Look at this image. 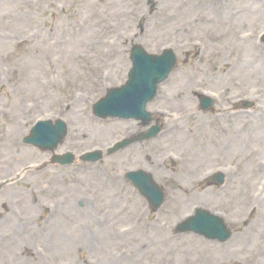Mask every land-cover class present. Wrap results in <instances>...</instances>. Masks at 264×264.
<instances>
[{
	"label": "rangeland",
	"instance_id": "obj_1",
	"mask_svg": "<svg viewBox=\"0 0 264 264\" xmlns=\"http://www.w3.org/2000/svg\"><path fill=\"white\" fill-rule=\"evenodd\" d=\"M133 1L86 0L79 2L77 0H57L53 2V8L57 12L56 17L54 12L50 11L49 3H45L30 14L11 20L8 19V15L18 9L19 5L23 4V0H20L18 6H13L15 0H0V32L13 31L17 36V40L14 41L0 37V72L6 70V67L11 72L9 73L11 79L8 85L9 95L11 96L0 92V107L6 106L13 110L12 115L0 116V134L3 133L7 137L10 132L18 135L22 131V128L17 126L16 120L22 116L23 104L33 100L32 97L30 100H24L22 91L29 88L30 94H38L39 91L37 92V90L41 86L40 82H45L51 73L57 72L60 75L69 73L73 77L83 67L82 59L96 54L98 32L103 25L102 17L105 14L113 15L118 9L133 8L135 11L134 16L119 18L125 33L132 35L137 17L142 13L145 16L148 14V1H155L158 5L155 12L151 14L157 13L161 1L166 2L168 8L174 6V4H169L168 0H136L132 6ZM191 1L186 0V9L180 12L177 19L165 28L159 29L155 25L159 23L160 19L153 20L149 27L146 23L145 31L137 42H140L149 52H157L160 44L171 41V35L180 28L185 27L189 30L190 37L181 36L177 39L180 44L184 39L196 40V42L211 47L212 53L219 54L220 57H223L222 59L230 61L229 63L238 61L236 58L238 52H233L235 49L242 50L244 60H256L258 54L251 45L246 44L241 48H236L232 41L241 33L258 32V26L263 21L256 22L257 17H252L253 14L250 13L255 12L257 15L264 13V0H201L202 2L196 1V9ZM222 2L227 3V8H229L227 12L222 11L223 9L219 5ZM237 11H241L242 14L234 19L233 13ZM170 13L171 15L176 14L174 8ZM52 19H54V28L50 29L49 24ZM57 21L58 26H56ZM241 21L243 23H240ZM32 32L38 34L33 44L40 53L20 52L18 45L23 41H28V35ZM178 55L181 58L182 65L179 68L180 71L163 90L162 107L180 110L184 105L193 103L192 90L188 91L192 86L194 88L200 85L205 89L228 91L227 94L230 96L245 97L247 99L246 97H253L244 93H247L254 86L262 87L264 85V72L261 70L255 71L256 68H261V64L252 68L253 62L251 61L239 63L240 72H237L234 76L246 88L242 91L243 85L230 84L232 78L228 77L226 73L223 74L224 69L221 72H215V67L210 68L209 65H205L203 69L196 72L189 65V55L187 53L179 52ZM50 56L55 58V63L50 60ZM119 63L120 60H116L114 63V74L116 75L114 77H116V80L119 79L117 77L119 68L122 74L123 67H125L124 64ZM56 99H48L49 106L39 114L44 115L50 111L60 112V105L57 104ZM256 102L258 103L255 108L256 118L248 117L249 122L245 124L242 133L235 130L237 124L235 125L233 122H220L209 125V123H212V116L210 115L190 116L183 120L180 124V131L171 141L165 138L158 144L136 146L134 149L126 151V154L124 153L121 157H116L105 164L107 170H112L113 174L118 177L127 171L144 169L153 173L154 176L157 175L156 178L160 179L161 181H159L163 185L175 189L179 198L178 202L172 205L170 210L167 211L166 209L160 212L159 215L149 217L148 221L150 223L158 225L154 230L150 229L146 222L142 224L136 233L132 232L131 235L127 236L124 231L121 232V229H130L134 213L142 205V202L132 194L131 189L122 181H107L96 170H93V172L86 171L78 175H74V173L79 171H72V173L69 170L50 171L45 178L40 177L39 179L40 186L45 180L51 182V185L44 190L41 189L38 201H40V204H45L61 197H67L72 205H75L76 201L73 197L75 196V199L86 202L90 213L88 225H92V221H96L94 219L96 217L100 227L104 230H101V236L107 233L103 227L105 214L113 216L115 222L109 223V227L111 229L115 223V229H119V235L117 237H113L114 235L106 238L102 237L103 244L99 243L95 246L90 254L94 259L102 255V258H104L107 255V264H182L184 259L189 260L190 264H205L204 258L209 254V251L200 241L194 238L170 240L169 233L182 214L189 211L192 204L197 203L194 201L187 205L189 199L193 197L192 191L195 193L197 191L196 200L199 198L200 203H207L216 208L223 206L225 210L229 211L226 213L231 218L246 217V208L250 202L246 198L251 189V184L244 189L246 197L240 195L242 186H240L239 179L223 191L202 189L199 191L196 185L199 172L216 165L237 164L241 170L240 174L245 175L250 173L254 166L259 165V161L263 163L264 95H261ZM85 108L84 103L66 115L72 127V135L66 146L60 150V153L67 150L71 151L72 148L85 150L92 149L93 146L97 145H107L114 138L122 135V128L117 125H102L92 119H87L83 112ZM17 109L19 113H17ZM221 127L225 128L227 132L221 130ZM194 129L196 130L191 136ZM9 140L8 138L7 142ZM231 145L234 146L231 147ZM224 147L226 149L230 148L225 151ZM168 151H174L172 153H176L177 156L181 157L182 162L184 161L182 156L186 157V163L183 165H180L182 162L176 164L175 169L167 168L165 172L156 171L155 162L161 160ZM245 154H251L252 157L250 156L247 159ZM146 156L150 157L151 166L148 165ZM40 157L41 159L44 158L42 155ZM188 167L192 172L187 170ZM159 174L164 178H160ZM37 182L38 180L31 179L29 183H24V188H20V190L24 192L25 188H32ZM56 190L60 192L59 196L53 194ZM226 196L228 201L224 203L221 199ZM77 210L81 214L82 211ZM80 214L76 213L77 217L83 219L84 217H81ZM9 219L14 226L17 225L14 218L11 220L12 218L9 217ZM10 221L6 220L2 225H10ZM59 222L63 223L60 229L68 231L64 225L68 222H62L61 219ZM253 224L254 226H262L261 217L257 218L256 215L247 229ZM82 225L85 226V223H81L79 219H74L68 223L69 229L74 234L81 233ZM258 229L254 230L256 242L247 257L252 259L254 263L260 264L261 262V264H264V229L262 235ZM123 235L127 237H123ZM61 238L62 235L57 233L54 240L48 244L50 259L47 261L49 264H63L64 259L75 260L74 249L76 243L84 244L80 238L75 237L76 242L70 245H61L58 243ZM44 239H42L43 243ZM242 243L243 239L239 240L240 251L243 248ZM233 251L232 248L224 249L220 255L216 256L214 263L229 264L230 261L234 262L246 257V255H238ZM85 255L87 256L88 253H85ZM17 257H19V253H17ZM110 257L112 260H110ZM85 261L86 257L80 263L84 264ZM19 264H28V262L21 261Z\"/></svg>",
	"mask_w": 264,
	"mask_h": 264
},
{
	"label": "bare ground",
	"instance_id": "obj_2",
	"mask_svg": "<svg viewBox=\"0 0 264 264\" xmlns=\"http://www.w3.org/2000/svg\"><path fill=\"white\" fill-rule=\"evenodd\" d=\"M15 5V3H13V6Z\"/></svg>",
	"mask_w": 264,
	"mask_h": 264
}]
</instances>
